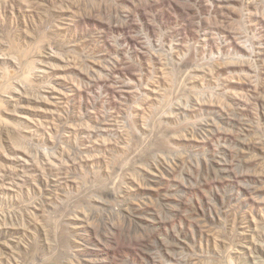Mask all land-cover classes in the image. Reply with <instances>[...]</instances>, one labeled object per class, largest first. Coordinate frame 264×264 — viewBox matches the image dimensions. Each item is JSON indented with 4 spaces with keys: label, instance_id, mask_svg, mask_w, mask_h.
I'll return each instance as SVG.
<instances>
[{
    "label": "rangeland",
    "instance_id": "374dc122",
    "mask_svg": "<svg viewBox=\"0 0 264 264\" xmlns=\"http://www.w3.org/2000/svg\"><path fill=\"white\" fill-rule=\"evenodd\" d=\"M0 264H264V0H0Z\"/></svg>",
    "mask_w": 264,
    "mask_h": 264
}]
</instances>
